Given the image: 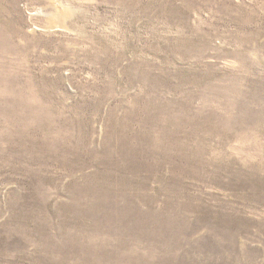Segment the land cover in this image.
<instances>
[{
  "label": "rangeland",
  "instance_id": "obj_1",
  "mask_svg": "<svg viewBox=\"0 0 264 264\" xmlns=\"http://www.w3.org/2000/svg\"><path fill=\"white\" fill-rule=\"evenodd\" d=\"M0 264H264V0H0Z\"/></svg>",
  "mask_w": 264,
  "mask_h": 264
}]
</instances>
